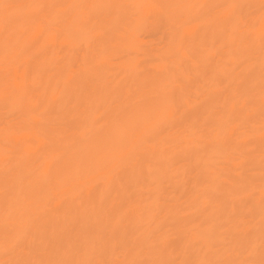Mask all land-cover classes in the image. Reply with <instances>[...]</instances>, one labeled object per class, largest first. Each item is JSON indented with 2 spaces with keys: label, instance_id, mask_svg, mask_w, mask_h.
Listing matches in <instances>:
<instances>
[{
  "label": "bare ground",
  "instance_id": "bare-ground-1",
  "mask_svg": "<svg viewBox=\"0 0 264 264\" xmlns=\"http://www.w3.org/2000/svg\"><path fill=\"white\" fill-rule=\"evenodd\" d=\"M0 264H264V0H0Z\"/></svg>",
  "mask_w": 264,
  "mask_h": 264
}]
</instances>
